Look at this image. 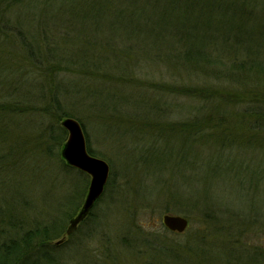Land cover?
I'll return each mask as SVG.
<instances>
[{
    "label": "rangeland",
    "instance_id": "obj_1",
    "mask_svg": "<svg viewBox=\"0 0 264 264\" xmlns=\"http://www.w3.org/2000/svg\"><path fill=\"white\" fill-rule=\"evenodd\" d=\"M62 3L59 5L60 8ZM257 6L259 7H253L250 19L225 18L223 22L226 21V26H240L241 33L231 35L232 42L231 39L229 41L221 39L212 41L211 45L218 49L234 50L235 54L246 61L259 60L264 64V0H259ZM23 11L25 9L21 8V12ZM37 15L40 20L41 13L38 12ZM62 15L61 12H56L54 17ZM217 17L218 21L222 20L220 16ZM25 19L26 17L23 18ZM117 19L121 18L80 15L65 18L64 21L74 22L71 26L73 38L86 29L89 39L102 44L118 45L116 47L122 49L134 45L135 50L139 46L140 49L147 47L146 49L152 53L155 51V45L148 39L144 43L122 39L134 36L144 40L148 35H159L157 31L148 30L140 33L141 36L131 31L124 33L123 29H113L117 26H113L112 23L117 22ZM48 24L59 27L58 30L61 31L67 26L63 21L51 20ZM219 34L223 37L226 32L220 30ZM109 37L114 40H110ZM73 41L76 46L81 45L79 40ZM141 53L142 51H137L139 56L136 54L135 59L143 57ZM148 64L149 66L145 64L138 77H135L136 82L133 80L128 83L130 92H134L136 98L140 96V100L142 99L143 106L140 107L142 111L127 110L132 116L123 117V122L120 121L122 123L111 122L110 118L107 121L104 116L94 111L87 112L82 108V118L75 117L82 125L85 124L90 152L93 156L107 161L111 172L104 195L95 205L89 218L70 236H66V231L71 218L66 219L64 216L71 210V214L74 215L80 211L88 193L90 177L68 166L63 160L61 150L68 137L65 130L64 132L60 130L59 133L55 131L57 136L64 140L61 148L52 145L51 151L44 146L40 147L43 141L41 134L43 135L44 131L51 127L52 122H55L52 117L44 116L43 105L33 98L15 99L19 107L31 105L36 109L29 106L30 111L23 113L24 116H12L10 119L8 135L12 134V138H9V148L12 151L8 155L9 186L6 188L9 189V208L10 199L18 201L15 214L20 222H28L30 228L36 227V224L61 225L63 228L61 237L53 239L50 243L54 264H237L234 250L227 253L224 248L223 244H229L225 241L226 238L224 240L217 235H207L209 233L207 229L210 227L205 219L208 218V214L205 218L206 212L201 210L211 209L218 218L222 217L223 211H228L238 214L237 220L243 218L249 225H264V147L254 141L252 134H255V131H252L251 125L248 124V129L252 133L248 134V130L244 133L251 134L252 141L249 148L242 143L239 145L244 147L239 148L236 137L241 130L233 116L237 112H244L253 103L264 104V87H261L263 85L259 84L256 88L251 84L252 87L247 88H252L253 91L245 89L243 92L244 89H237L234 84L225 88L220 87V80L224 82L223 76L207 77L205 88L209 89L208 94L213 95L211 98L214 96L216 98L213 103L215 106L212 108L206 105L211 98L203 97L205 101L201 103H205V106L199 111L205 122L212 119L208 122L209 126H201L205 127L204 133L207 137L205 141L208 146L195 149L193 154L187 156V164L191 167L183 165L179 170L176 164L179 162L177 159L181 151L174 150V143H167L170 140L175 141V136L169 139L166 133L179 129L178 122L182 124L188 120L190 111L182 107L187 100L167 93L174 92L173 87L180 85L175 81L171 68L163 64ZM46 72L43 70L36 74L38 82ZM129 72V75L133 73L132 70ZM81 76L59 74L55 80L61 86L63 83L75 82L82 78ZM178 77L176 79L179 81ZM14 78L12 72H9V81L12 82ZM180 83L184 85L185 82L181 80ZM105 84L90 82L88 88L92 89L96 85L99 88ZM140 87L146 90L141 92L138 90ZM26 91L27 87L22 88L21 95H27ZM176 91L178 93V90ZM37 94L36 91L32 92V95ZM181 96L186 95L182 93ZM239 103L240 109L236 107ZM68 107L71 108L69 105ZM144 108L154 111V114L163 113L162 116H170V120L166 121V118L161 120L159 117L153 121L142 120L151 114ZM125 109L123 107L119 111L123 112ZM191 113L195 114L197 111L192 110ZM221 119L228 123L219 129ZM160 129H166V133L160 134ZM221 132L226 134L224 138L230 141L228 147L208 143L210 140L221 138L223 135ZM261 137L262 135H259L257 141H260ZM25 141L27 143H24ZM18 143H21L20 146ZM168 151H172L173 154ZM196 153L199 154L198 157H195ZM205 160L209 168L203 165ZM194 165L197 166L192 167ZM1 182L2 179L0 185ZM169 191H175L176 197L181 194L185 203L177 206L171 200V196H168ZM168 214L187 218L190 223L187 231L179 235L165 230L162 218ZM225 218L224 215L222 221ZM26 227L29 228L28 225ZM240 229L233 234V239H238L236 245L243 248L250 246L255 250L264 249V228L258 226L251 232L248 231L249 233L243 226ZM151 235H154L151 238H155L156 242L143 238ZM201 235L206 236L203 241L191 243L192 240L201 238ZM60 240L62 242L57 244ZM251 254L248 251V255ZM261 255L264 256V253ZM245 264H250V260L246 259ZM260 264H264V261Z\"/></svg>",
    "mask_w": 264,
    "mask_h": 264
},
{
    "label": "trees",
    "instance_id": "obj_2",
    "mask_svg": "<svg viewBox=\"0 0 264 264\" xmlns=\"http://www.w3.org/2000/svg\"><path fill=\"white\" fill-rule=\"evenodd\" d=\"M258 1L0 0V179H2V185H0V205L2 206L0 207V264H54L50 243L53 239H59L63 233L61 225L55 223L42 226L36 224V227L30 228L27 221V223L20 222L17 214H15L18 201H13V198L10 199L9 208V189L6 188L9 186L8 155L12 151L9 148V138H12V134L8 135L11 126L10 119L12 116H24L23 113L30 111L29 106L36 109L35 106L31 105L24 108L19 107L15 101L16 97L36 99L43 105L44 116L52 117L55 120L51 127L44 131L43 135L41 134L40 137L43 141L41 144L39 143L40 147L44 146L52 151V145H58L61 148L62 142H64L56 134L60 130L64 132V129L59 126L60 121L67 117L80 116L82 118L81 108L87 112L94 111L98 115L104 116L107 121L110 118L109 121H117V123L123 122L125 116L129 118L132 116L127 110L142 111L140 107L143 106L141 104L143 101L140 100V96L138 97L139 101H137L138 98L134 92V94L130 92L128 83L135 81V77H138L145 64L147 66H149L148 63H153L152 65L163 64L174 71L175 81L180 84L173 87L174 92L167 91V93L173 97L186 99L187 103L181 106L190 112H188V120L185 119L186 121L182 124L177 123L179 129L176 131L173 129L172 133H166V129H160L159 133L162 135L166 133L169 139L173 135L175 136V141L170 140L167 143H174V150L181 151L176 166L179 170L182 169L183 165H187L189 168L191 165L187 164V156H190L198 147L208 146L205 141L207 138L204 133L205 127L201 126H209L208 122L212 119L205 122L199 113L205 106V103H201V101H205L203 97L211 98L213 96L208 94L209 89L205 88L207 77L223 76L224 82L220 80V87L225 88L234 84L237 89H244L243 92L245 89L252 90V88H247L251 84H254L256 88L259 84L264 87L263 63L259 60L246 61L235 54L234 50L218 49L211 45L212 41L221 39L226 41L231 39L232 42L231 35L240 34L242 29L240 26H226V21L223 22V20L228 17L236 20L250 19V16L253 15V7H259L257 6ZM61 3L62 7L60 8ZM21 8H24L25 11L21 12ZM38 12L41 13L40 20L37 15ZM56 12H61L62 17H60L61 15L54 17ZM80 15L120 17L121 19H117V22H113L112 25L117 26L113 29H123L124 33L131 31L141 36L140 33L148 30L157 31L159 35H148L144 40L134 36L122 39L124 41H137L138 43H144L148 39L152 41V45H155V51L152 53L146 49L147 47L140 49L139 46L135 50L134 45L122 49L116 47L118 45L102 44L94 41V39H89V36L86 35L88 31L86 29L82 30L78 36L76 35L79 39L76 36L73 38L71 26L74 22L64 21V19ZM217 15L220 16L221 21L220 19L217 20ZM24 17H26L25 20H23ZM51 20L63 21L67 26L63 31L58 30L59 27H52L48 24ZM34 25H36V30H34ZM220 30L226 32L223 37L219 34ZM61 32L66 36L64 37ZM217 35L221 37L219 38ZM75 39L79 40L81 45L76 46L73 41ZM110 40L114 39L110 38ZM9 45L11 46L9 47ZM137 51H142L141 54L144 56L135 59ZM235 59L243 61H235ZM233 60L234 62H232ZM43 70L47 72L40 80L41 82H38L36 74ZM130 70L133 73L129 75ZM9 72H12V76L15 77L12 82L9 81ZM59 74L66 76L81 74L82 78H78L79 81L77 79L75 82L63 83L59 86L55 80ZM177 76H179V81L176 79ZM181 80H184V85L180 83ZM89 81L105 82L106 84L99 86V88L96 85L90 89V87L88 88ZM24 87H27L28 91H26L27 95L22 96L20 90ZM138 90L142 92L146 88L140 87ZM34 91L38 94L32 95ZM182 93H185L186 96H181ZM215 99V96L209 99L206 105L213 108ZM120 106L121 108L125 107V111H119ZM240 106L239 103L236 107L240 109ZM144 110L150 111L151 114L142 120H158L157 117L161 120L165 118L166 121L170 120V116H162L163 113L154 114V111L148 108H144ZM192 110L197 111V113L192 114ZM233 116L241 130L236 137L238 145L241 143L247 147L250 145L251 134L244 133L248 130V134L255 131V134H252L254 141L258 142L259 146L264 147V104L253 103L244 112H237ZM220 121L219 129H222L221 127L227 125L228 122L224 119ZM248 124L251 125L252 131L248 129ZM83 126L85 128V124ZM224 135L226 134L221 135V138H216V140H210L208 143L228 147L230 141L228 138H224ZM259 135H262L263 138L261 137V140L257 141ZM20 144L17 145L20 146ZM241 147L244 146L239 145V148ZM168 153H172V151H168ZM198 155L196 153L195 157ZM207 163L205 160L203 165L208 166ZM167 193L177 206L185 203L181 194L176 197L175 191ZM24 202L28 203L25 200ZM193 204L197 207L195 202ZM4 206L6 207L3 208ZM71 211L65 214L66 219H72L76 215L71 214ZM201 212H206L205 218L208 214V218L205 219L210 227L207 229L209 230L207 235H217L224 240L226 238L225 241L229 244H223L224 248L227 253L234 250V259H236L237 264H245L246 259L250 260V264H260L264 261V256L261 255L264 253V249L255 250L250 246L243 248V246L236 245L238 239H233V234L239 231L241 226L246 228V232H251L258 226L264 228L263 224L249 225L243 218L237 220L238 214L228 211L221 213L222 217L226 216L224 221H222V217L218 218L211 209L201 210ZM151 237L154 235L143 238L146 241H157ZM205 238V235H201V238L192 240L191 243L203 241ZM191 243H189L188 250ZM248 251L252 254L248 255Z\"/></svg>",
    "mask_w": 264,
    "mask_h": 264
},
{
    "label": "water",
    "instance_id": "obj_3",
    "mask_svg": "<svg viewBox=\"0 0 264 264\" xmlns=\"http://www.w3.org/2000/svg\"><path fill=\"white\" fill-rule=\"evenodd\" d=\"M61 126L68 132V139L62 150V157L67 164L91 177L85 202L78 215L70 221L67 235H71L90 214L94 204L102 196L109 179L110 168L104 160L95 158L88 153L86 137L83 128L77 120L66 118ZM163 225L171 232L184 233L188 220L173 215H165ZM60 243V242H59Z\"/></svg>",
    "mask_w": 264,
    "mask_h": 264
}]
</instances>
